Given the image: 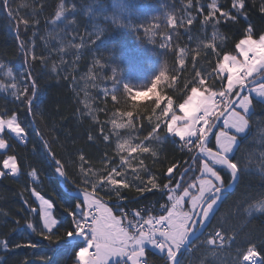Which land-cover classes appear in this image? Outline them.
I'll use <instances>...</instances> for the list:
<instances>
[{"label": "trees", "instance_id": "1", "mask_svg": "<svg viewBox=\"0 0 264 264\" xmlns=\"http://www.w3.org/2000/svg\"><path fill=\"white\" fill-rule=\"evenodd\" d=\"M61 2L62 0H7V5L12 10L10 11L6 0H0V64L6 66L0 68V80L6 84L12 82L11 78L5 75L7 67L12 68L18 83L20 74L28 68H31L37 80L36 97L31 112L0 89V112H17L18 119L27 132L25 143L17 140L15 136H9L10 147L5 153H0V162L5 155H16L21 169L18 177H0V239H7L11 249L5 252L0 248V257L6 264H20L25 259L29 264H42L41 256L48 257V264H74L72 247L63 241L48 243L32 233L25 222L26 219L35 217L27 211L28 206L24 201L28 200L29 205L38 207L30 190L32 183L27 175L29 169L37 170L40 181L32 186L53 202L55 216L58 219L62 215L66 216L65 208L69 206L72 186L57 177L49 147L57 153V159H68L69 154H74L72 158L77 160V163L68 167V174L73 178L78 175V149L83 151L86 166L97 169L100 174L106 173L109 164L116 166L119 163V153L115 150V133L110 131L112 126L109 121L113 118V112H132L133 127L121 128L118 131L122 140L135 138L132 141L139 143L150 131L148 117L155 120L160 116L168 97L173 99V108L179 112L178 105L185 93L195 86L197 72L205 80V87L209 82H213L220 88L217 83L220 78H208L207 75L213 70L217 60L222 58V54L238 55L235 44L242 38L248 23L253 26V38L257 39L258 34L264 31V14L259 12L264 0H245L248 19L245 20L241 16L238 23L225 21L217 14L220 23L215 29L213 21L203 22V16L196 10V0H193L191 9L188 8V0H123L126 9L123 13L128 22L134 26L143 25L148 31L110 27L101 40L91 43L89 34L94 31V27L93 20L87 15L85 8L88 0H63L68 6L76 4L77 11L67 14L69 19L75 16L76 24H66V21L62 20L53 25L51 20ZM100 2L109 12L115 7L114 0ZM199 3L204 5L206 13L211 0H199ZM218 3L224 10L231 7V0H218ZM189 11L196 17L191 26L174 29L168 24L169 15L186 18ZM232 14L235 15V11ZM25 19L30 25L36 20L39 24L34 28L25 29ZM154 25H158V28ZM213 31L217 33L215 38ZM33 32L36 33L34 37ZM165 35H170L171 41L167 49H161L159 45L165 43ZM91 39L94 40V36ZM213 40L217 46L215 50L206 47ZM21 41L24 42L23 48ZM76 44H82L81 49H76ZM32 47L37 56L43 55L46 58V64L42 65L39 60H29L26 63L24 53ZM180 48L186 50L184 65L179 64ZM216 52L221 53V56L217 57ZM94 60L99 63L94 65ZM165 64L167 68L164 67ZM53 65L56 66L55 72L52 70ZM113 67L117 69L115 84ZM161 70L165 71V76L157 84L155 92L144 91ZM65 77H74L75 84L72 85L71 79ZM87 77L92 78L91 90L87 89V85L83 88L85 80L88 83ZM125 83L140 91L134 100L126 94L123 88ZM113 88L116 89L115 92L112 91ZM104 89L109 90L107 95ZM86 93L92 97L97 118L110 135L109 142H103L99 138L95 143L87 140L88 133L96 135L98 129L87 116L83 104ZM112 95L116 96L115 101L112 100ZM157 95L163 97L159 107L155 101ZM254 111L255 115H263L264 104L256 101ZM116 119L118 123L127 124L129 118L117 116ZM251 129L250 126L244 137L251 133ZM158 134L162 142L144 141L156 152V156L151 152L141 154L139 163H143H140L139 169L142 171L141 181L144 184L155 178V182L162 186L167 182V168L174 163L177 165L172 173L174 177L182 170V162L188 154L181 147L178 138L169 136L164 139L166 133L163 130ZM147 173L152 175L147 176ZM132 175L130 184H139L140 182L132 179ZM197 175L199 173L196 170L189 172L182 179V187H187ZM121 195L126 197L122 207L129 210H138L140 206L149 207L155 198L161 197L158 188L139 194L134 186L124 189ZM61 204L64 207H61ZM113 207L115 208L114 205ZM16 220L20 221L19 227L15 224ZM257 221L258 228L261 229L259 232L264 233V215L259 216ZM13 228H16V231H12ZM261 237L264 235L261 234L259 239ZM29 240L37 243L38 248L11 247L16 242L26 244ZM146 258L153 264H164L163 257L151 249L146 250Z\"/></svg>", "mask_w": 264, "mask_h": 264}, {"label": "snow or ice", "instance_id": "2", "mask_svg": "<svg viewBox=\"0 0 264 264\" xmlns=\"http://www.w3.org/2000/svg\"><path fill=\"white\" fill-rule=\"evenodd\" d=\"M97 3L99 4L100 0H97ZM114 5L111 12L105 9L102 4H100L99 11H96L94 7L87 9V15L92 16L95 20V30L89 34L91 43L101 40L110 27L112 29L130 28L136 31L141 29L145 32L148 31L143 25L134 26L128 22V19L123 15V12L126 11L123 0H114ZM6 6L12 11L7 5V0ZM192 7L193 0H188V8ZM207 7L208 11L205 13L204 5L196 0V10L203 16V22L213 21L214 29L220 23L217 14L231 23H238L241 16L245 20L248 19L245 0H231V7L228 10H224L218 0H211ZM76 11V4L68 6L62 0L51 23L57 25L63 20L66 21V24L75 25V16L73 15L69 19L67 14ZM233 11H235V15L232 14ZM259 12L264 14V4H261ZM195 19L196 17L189 11L186 18L169 15L168 24L174 29L187 28L194 23ZM37 24H39L38 20L32 25L27 19L23 20L25 29L34 28ZM154 27L158 28V25H154ZM35 35L36 33L33 32V37ZM216 35L217 33L213 31L214 38ZM93 36L94 40L91 39ZM253 36V26L248 23V26L243 30L242 38L235 44V49L242 59H238L236 55L224 53L208 74L209 78L224 74L217 82L221 90H213L216 84L205 87V80L200 78L201 74L197 72L195 86L190 87L178 105V111L182 114H177V110L173 108V99L168 97L166 106L161 109V115L155 120L148 117L150 131L139 143H132V139L135 138L122 140L118 131L121 128L133 127L132 112H113V118L109 121L112 126L110 131L115 133V150L120 154V163L116 166L109 164L106 173L100 174L86 166L83 151L78 149V175L73 178L68 174V167L77 163V160L72 158L74 154H69L68 159H57V153L49 147V154L54 161V171L57 177L72 186L69 193L71 199L69 206L65 208L66 216L62 215L60 219H57L53 214L55 207L53 202L46 199L36 188H32L31 193L38 201V207L29 205L28 200L24 201V204L28 206L27 211L31 213L32 217H35V219H26L27 228L50 244L63 241L72 247L75 257L74 264H109L110 261L111 264H129V262L131 264H146V249L149 246L158 251V254L163 257L164 264H182L180 258L182 250H191L192 247H195L192 237L206 226V221L225 198L224 194L233 189L241 175L253 171L255 167L257 174L264 176V152L259 153V159H254L251 153L246 160H241L235 155L238 137L245 134L250 126V117L255 110V102L264 104V31L258 34L257 39H254ZM164 41L165 43L159 45L161 49L169 47L171 36L165 35ZM32 44H35L34 40ZM21 47H24L23 41H21ZM81 47L82 44L75 45L76 49H81ZM206 47L215 50L217 46L213 40ZM179 53V64L184 65L186 50L180 48ZM24 55L26 63L29 60L32 62L39 60L42 65L47 63L43 55L37 56L34 47L26 50ZM216 55L220 57L221 53L216 52ZM98 63V60L93 61L94 65ZM100 66L103 67V65ZM4 67L6 66L0 64V68ZM164 67L167 68V65L165 64ZM52 70L56 71L55 65ZM112 73L113 84H115L117 73L115 67L112 68ZM5 75L11 78L12 82L6 84L0 80V89H3L17 103L23 104L31 112L37 90V80L33 76L31 68L20 74L19 83L12 68L7 67ZM164 76L165 71H159L151 80L150 86L143 90L149 93L155 92L157 84ZM65 78L71 79L72 85L75 84L74 77ZM123 88L126 94H129L130 99L134 100L135 96L140 94L139 90H135V86L130 87L128 83H125ZM108 91V89H104L105 95L108 94ZM112 91L115 92L116 89L113 88ZM162 99L163 97L159 95L155 97L157 107ZM112 100H116L115 95H112ZM85 108L87 116L98 129L96 135L88 133L87 140L95 143L99 138L103 142H109L110 135L97 118L96 110L91 105H85ZM117 116L128 117V123H118ZM214 129L218 130L214 131ZM161 130L166 133L164 139L169 136L178 138L181 147L186 152L195 150V155L190 158L188 167L180 173V177L183 178L193 170L198 171L199 175L192 178L187 187H182L180 179H177L175 187H170L174 178L172 173L177 167L175 163L167 168L166 179L168 182L162 186L155 182V178L150 179L148 184H144L136 169H133L132 179L140 183L130 184L127 168L131 166L132 161L129 157L133 153L150 152L156 156V152L145 146L144 141L162 142L158 134ZM6 131L13 134L20 142H26V128L19 121L17 112H0V150L10 147L8 140L4 138ZM44 143L48 144L47 141ZM20 171L16 155H7L0 165V177L9 175L18 177ZM29 175L36 178L38 172L36 169H32ZM149 184L150 187H148ZM133 186L139 194L150 191L152 188L162 187L169 192L167 199L171 202L170 206L163 208L164 214L153 216L149 213L146 219L141 216L140 211H135L132 213L133 219L128 220L129 214L124 212L119 205L126 199L121 195V192ZM177 192H181V194L176 195ZM113 197H115L114 200ZM110 200L116 205L117 211L121 213L119 217L115 216L113 209L108 206ZM186 200L189 203L187 211L184 210ZM245 203H247L250 212L255 210L264 213V192L250 200H245ZM61 207L64 205L61 204ZM122 220H127L126 224H122ZM15 224L19 227L20 221L16 220ZM12 231H16V228H13ZM234 240L235 235L229 236L224 234L223 230H217L209 233L203 243L214 256L218 249L230 245ZM38 246L37 243L29 240L26 244L16 242L11 247L37 249ZM0 248L5 252L10 251L9 241L0 239ZM236 255V264H264V237L258 241L248 239ZM40 260L42 264H48V257L41 256ZM0 264H6L2 257H0ZM20 264H29V262L25 259Z\"/></svg>", "mask_w": 264, "mask_h": 264}, {"label": "rangeland", "instance_id": "3", "mask_svg": "<svg viewBox=\"0 0 264 264\" xmlns=\"http://www.w3.org/2000/svg\"><path fill=\"white\" fill-rule=\"evenodd\" d=\"M100 4L104 6V4L101 2L98 4L97 0H88V3L85 7L86 11L89 7H94L96 11H99ZM104 8L107 9L105 6ZM89 17L92 18V25L94 27L95 20L92 16ZM236 56L238 59H242V57L239 56V53ZM87 80L88 83H86L85 80V85L83 88H86L87 85V89L91 90L92 78L87 77ZM85 96L86 99L83 103L84 106L91 105L93 108L92 97H90L87 93ZM250 126L252 129L249 135L244 137L247 134L246 133L240 138L238 137V145L240 147L238 148L236 157L240 158L241 160H246L250 153L254 159H259V153L264 152V143H262V141H264V114H257ZM9 136L14 137L13 134L6 131L4 138L8 140ZM243 137L244 139H242ZM132 143L136 142L132 141ZM145 146L147 145L145 144ZM7 150L8 149L0 150V153H5ZM140 155L141 154L139 153H133L131 157H129V159L132 161L131 166L127 168V176L129 181L131 174H133V169H136L139 172L140 177L142 175V171L139 169ZM6 156L7 155H5L3 159ZM3 159L1 160L0 165H2ZM92 170L100 173L97 169L92 168ZM148 175L150 176L152 174L147 173V176ZM262 192H264V176L257 174V169L255 167L253 171L242 174L235 189L224 194L225 198L219 203V207L216 208L214 214H212L209 220L206 221V226L201 229V231L196 236L192 237V242L195 247H192L191 250H186L181 258L182 264H236L237 251L246 243V241L248 239H256L258 241L261 234L264 235V233H261V231L259 232L261 229L258 228L259 223L257 221V218L264 215V213L255 210H251L250 212L247 203H245V200H250L252 197H257ZM161 193L162 191H160V194ZM175 194L180 195L181 192H177ZM166 202L170 206L171 202L168 201V199ZM184 204V210L187 211L188 207L186 206H189L188 201L186 200ZM115 209L117 210V207ZM53 214L55 216L54 209ZM123 223L124 220H122V224ZM217 230H223L224 234L229 236L235 235V240L230 245L218 249L217 254L213 256L203 242L206 241L209 233L215 232Z\"/></svg>", "mask_w": 264, "mask_h": 264}, {"label": "built area", "instance_id": "4", "mask_svg": "<svg viewBox=\"0 0 264 264\" xmlns=\"http://www.w3.org/2000/svg\"><path fill=\"white\" fill-rule=\"evenodd\" d=\"M187 154H188V156H187V159H188L191 156L195 155V150L193 149L192 152H187ZM181 169H182V172H183L185 168L184 167H181ZM174 178L181 180V177H180V174L179 173H177L176 175H174ZM176 183H177V181H176ZM176 183L173 184V185H170V187H175ZM160 195H161V197L159 196L158 198H155L154 201H153V203L149 207H146V206H140L139 207V209L137 211H140L141 212V216L143 218L146 219L149 213L151 215H153V216H159L161 214H164L163 208L165 206H168V204L166 202L167 201V198H166L167 197V190H165V191L163 190ZM162 197H163V199H162ZM123 211L129 214L128 217H127L128 220L133 219L132 211L131 210L124 209ZM126 222H127V220H124V224H126ZM145 262H146V264H153L151 261L146 260V259H145Z\"/></svg>", "mask_w": 264, "mask_h": 264}, {"label": "crops", "instance_id": "5", "mask_svg": "<svg viewBox=\"0 0 264 264\" xmlns=\"http://www.w3.org/2000/svg\"><path fill=\"white\" fill-rule=\"evenodd\" d=\"M222 75H224V74H220V76H222ZM220 76H214V77L220 78ZM207 77L209 78V75H207ZM200 78H202V76H201ZM213 84H215V83H213V82H209L208 85H207L206 87H210V86L213 85ZM213 90H214V91H219V90H221V89L218 88V87L216 86ZM201 91H203V88H201ZM254 112H255V111H254ZM254 112L252 113V115H251V117H250V125H251V122L254 120V117L256 116V115L254 114ZM177 114H182V113L177 112ZM249 129H250V126H249V128L247 129L246 133L249 131ZM217 130H218V129H217ZM217 130H216V131H217ZM246 133H245V134H246ZM245 134H242L241 136H243V135H245ZM241 136H240V137H241ZM239 144H240V142H239ZM238 148H239V145H238V147H237V149H236L235 154L237 153ZM187 205H188V204H187ZM108 206L111 207V208L113 209V213H114L115 216H117V217L120 216L119 213H118V211L113 207V205H111L110 203H108ZM186 207H188V206H186ZM147 249H151V250H153V251H155V252L158 253L157 250L152 249L150 246H149V248H147ZM147 249H146V250H147ZM145 257H146V256H145ZM109 264H111V261L109 262ZM129 264H130V262H129Z\"/></svg>", "mask_w": 264, "mask_h": 264}, {"label": "bare ground", "instance_id": "6", "mask_svg": "<svg viewBox=\"0 0 264 264\" xmlns=\"http://www.w3.org/2000/svg\"><path fill=\"white\" fill-rule=\"evenodd\" d=\"M191 158V157H190ZM190 158H186L183 162H182V166L181 167H186L189 163H190ZM31 170L32 169H29V170H27V175H28V177L30 178V183H32V182H36V180H35V178L33 179V177L31 176V175H29V173L31 172ZM19 175V174H18ZM176 181H177V179H173L172 180V183H171V185H173V184H175L176 183ZM181 181H182V179H181ZM168 182V181H167ZM167 182H165V183H167ZM182 183V182H181ZM30 188L32 189L33 187H32V184L30 185ZM30 189V190H31ZM160 191H163L164 189L162 188V187H160V188H158ZM165 191V190H164Z\"/></svg>", "mask_w": 264, "mask_h": 264}, {"label": "water", "instance_id": "7", "mask_svg": "<svg viewBox=\"0 0 264 264\" xmlns=\"http://www.w3.org/2000/svg\"><path fill=\"white\" fill-rule=\"evenodd\" d=\"M214 131H215V129H214ZM236 186H237V184H236V185H234V187H233V189H232V190H234ZM232 190H230V191H232ZM228 192H229V191H228ZM184 253H185V250H182V253H181V257H180V258H182V256L184 255Z\"/></svg>", "mask_w": 264, "mask_h": 264}]
</instances>
